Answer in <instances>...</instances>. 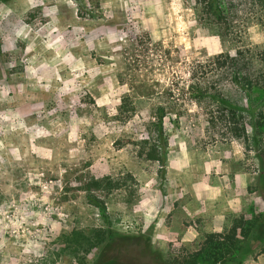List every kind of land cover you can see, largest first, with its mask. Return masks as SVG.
Here are the masks:
<instances>
[{"label": "rangeland", "instance_id": "1", "mask_svg": "<svg viewBox=\"0 0 264 264\" xmlns=\"http://www.w3.org/2000/svg\"><path fill=\"white\" fill-rule=\"evenodd\" d=\"M224 1L228 29L197 0H0V264H95L107 228L170 260L264 264V94L211 69L262 47L264 22ZM158 115L165 165L145 144ZM240 222L235 250L204 246Z\"/></svg>", "mask_w": 264, "mask_h": 264}, {"label": "trees", "instance_id": "2", "mask_svg": "<svg viewBox=\"0 0 264 264\" xmlns=\"http://www.w3.org/2000/svg\"><path fill=\"white\" fill-rule=\"evenodd\" d=\"M234 3L236 2L231 1V4ZM197 4L207 24L214 25L219 29L230 27L232 19L227 14L224 0H197ZM250 6L256 14L257 22H264V0H250ZM213 59L211 69L216 70L221 76H229L247 96L250 97L257 89L264 94V45L255 47L254 50L252 48L239 49L234 57L228 54H220ZM254 63L257 65V71L253 68ZM207 90H199V93L206 95ZM215 96L220 101L226 102L220 93ZM263 113L264 109L261 114ZM157 120L154 142H145L149 149L147 158L150 161L158 162L160 165H165L168 144L163 127L164 115H158ZM171 122L173 123V120ZM260 178L264 181L263 174ZM111 184L110 179L105 178L93 180L89 186L99 189L104 186H111ZM88 199L91 204L99 208L101 216L107 224L108 214L105 204L95 196L89 195ZM248 224L246 222L236 223L226 234L208 235L204 246L211 250H235L239 243L238 232L244 229L249 233V230L246 229ZM249 228V235L262 234L264 231V213L259 215L254 222H250ZM91 239L95 246H102L95 264H199V260L204 254L203 251L187 255L183 259H166L161 252L153 249L152 243L147 237L143 235L140 237L122 236L110 228L96 231Z\"/></svg>", "mask_w": 264, "mask_h": 264}, {"label": "clouds", "instance_id": "3", "mask_svg": "<svg viewBox=\"0 0 264 264\" xmlns=\"http://www.w3.org/2000/svg\"><path fill=\"white\" fill-rule=\"evenodd\" d=\"M155 38H157V37H155ZM149 183H151V181H149Z\"/></svg>", "mask_w": 264, "mask_h": 264}]
</instances>
